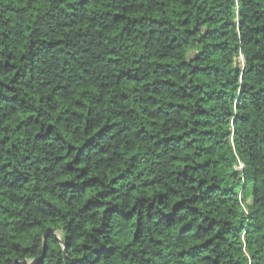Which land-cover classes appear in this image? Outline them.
<instances>
[{
  "label": "trees",
  "instance_id": "trees-1",
  "mask_svg": "<svg viewBox=\"0 0 264 264\" xmlns=\"http://www.w3.org/2000/svg\"><path fill=\"white\" fill-rule=\"evenodd\" d=\"M0 264H264V0H0Z\"/></svg>",
  "mask_w": 264,
  "mask_h": 264
},
{
  "label": "water",
  "instance_id": "water-1",
  "mask_svg": "<svg viewBox=\"0 0 264 264\" xmlns=\"http://www.w3.org/2000/svg\"><path fill=\"white\" fill-rule=\"evenodd\" d=\"M44 251H45V244H44Z\"/></svg>",
  "mask_w": 264,
  "mask_h": 264
}]
</instances>
